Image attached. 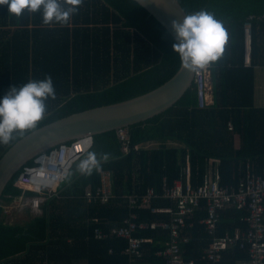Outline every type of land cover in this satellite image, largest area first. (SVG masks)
Wrapping results in <instances>:
<instances>
[{
	"label": "trees",
	"instance_id": "trees-1",
	"mask_svg": "<svg viewBox=\"0 0 264 264\" xmlns=\"http://www.w3.org/2000/svg\"><path fill=\"white\" fill-rule=\"evenodd\" d=\"M188 15L206 12L226 33L222 55L212 65L213 105L199 107L193 87L166 112L128 127L131 145H141L128 154L115 131L93 137L92 151L98 157L110 154L100 170L112 173L113 197L106 203L88 201L84 189L100 186V170L91 176L77 165L62 183L64 189L42 206V212L29 211L23 224L9 221L0 207V264H130L117 254L127 246L122 238L96 237V230L110 233L129 217L126 199L154 187L161 193L164 178H180L182 163L189 157L193 183L203 182L209 161H221V184L237 187L245 177L248 161L256 174L264 172V108L254 106L255 66H264V20H256L253 68L244 65V23L251 15H264V0H179ZM62 7L67 5L62 3ZM176 43L168 31L134 0H83L79 11L67 24H44L42 10H27L19 17L0 5V98L13 86L51 75L55 98L45 101L44 118L37 128L73 113L114 104L145 94L171 79L181 65ZM232 122L234 130L228 124ZM30 132V131H29ZM28 133V132H27ZM26 133V134H27ZM241 137L235 149V136ZM22 137L0 144V157ZM70 141L68 143H71ZM33 164V160L27 165ZM21 170L7 184L0 203L23 194L15 185ZM64 186V187H63ZM67 186V187H66ZM27 195H35L26 191ZM153 205L167 206L159 199ZM137 221L160 222L168 215L134 209ZM247 211L229 205L220 210L218 234L247 228ZM206 210H197L192 229L184 234L190 241L184 248L186 260H203L208 235L200 220ZM149 237L137 264H164L156 255L164 248L167 231L158 227L138 232ZM110 250H113L111 254ZM227 252L230 254L227 255ZM239 246L226 251L221 264H233L247 253Z\"/></svg>",
	"mask_w": 264,
	"mask_h": 264
},
{
	"label": "built area",
	"instance_id": "built-area-1",
	"mask_svg": "<svg viewBox=\"0 0 264 264\" xmlns=\"http://www.w3.org/2000/svg\"><path fill=\"white\" fill-rule=\"evenodd\" d=\"M256 20H264V15H251L244 23V64H254L255 35L257 31ZM199 107L206 108L213 103L212 65L206 68H197L195 79ZM230 131L234 130L232 122L228 124ZM118 138L122 143V151L128 154L132 149L139 150L141 145L132 146L129 130L119 129ZM87 139L93 146V138L89 135L73 140L71 143H62L48 152L38 155L32 165L24 166L15 185L23 190V194L11 202H2L0 207L6 216L29 211L32 215L42 212V206L53 197L62 193V183L68 178L72 167L76 162L87 155L88 149L81 145ZM247 171L237 187L224 186L221 184L219 168L215 170L209 167L206 170L201 184L193 183V174L189 157L182 163L180 178L169 182L163 180L161 193L154 187H150L141 195H130L126 204L130 209L129 217L119 227L111 228L110 233L96 230V237L122 238L126 240L124 249H117V254L126 256L130 264L135 263L136 257L143 255L146 244L152 243L149 237H141L139 231L145 229L162 228L168 236L164 242V248L156 255L164 260V264H195L194 260H186L184 248L190 241V237L184 234L186 229L195 227L191 220L194 213L205 209L206 217L200 220L208 235V245L203 250V260L209 264H221L224 253L229 249L239 246L241 250H247V264H264V172L256 174L252 170L250 162L246 164ZM101 184L96 190L86 187L84 196L90 201L108 202L112 197V173L100 170ZM26 191H32L35 195H27ZM165 199L170 202L167 206L153 205V202ZM229 205L247 211L245 217L247 228L243 231L236 230L234 233L218 234L220 222V210ZM134 209H149L151 213L168 215V220L138 222V216L133 213ZM111 254L113 250H110Z\"/></svg>",
	"mask_w": 264,
	"mask_h": 264
},
{
	"label": "clouds",
	"instance_id": "clouds-1",
	"mask_svg": "<svg viewBox=\"0 0 264 264\" xmlns=\"http://www.w3.org/2000/svg\"><path fill=\"white\" fill-rule=\"evenodd\" d=\"M62 3L68 7H62ZM82 3L83 0H0V5H7L9 14L17 18L25 10L30 13L42 10L43 23L46 25L53 22L67 24L72 15L79 11ZM172 29L177 41L173 44V49L179 54L181 65L185 69L206 68L223 53L226 33L209 13L200 12L187 16L182 22L173 21ZM55 95L51 75H46L43 80L29 81L19 88L11 87L0 98V144L7 145L34 130L45 116V101L50 97L54 99ZM81 145L88 151L77 165L80 173L91 176L93 171H99L102 164L110 160L108 153L98 157L91 150L92 146L87 139Z\"/></svg>",
	"mask_w": 264,
	"mask_h": 264
},
{
	"label": "water",
	"instance_id": "water-1",
	"mask_svg": "<svg viewBox=\"0 0 264 264\" xmlns=\"http://www.w3.org/2000/svg\"><path fill=\"white\" fill-rule=\"evenodd\" d=\"M153 16L175 40L173 21L188 15L179 0H134ZM195 70L180 65L176 74L159 87L114 104L90 108L62 117L25 134L0 157V201L12 177L36 156L83 136L128 128L172 108L194 85Z\"/></svg>",
	"mask_w": 264,
	"mask_h": 264
},
{
	"label": "crops",
	"instance_id": "crops-1",
	"mask_svg": "<svg viewBox=\"0 0 264 264\" xmlns=\"http://www.w3.org/2000/svg\"><path fill=\"white\" fill-rule=\"evenodd\" d=\"M254 58H255V53H254ZM245 67L253 68V66H246V65H245ZM254 68H255L254 69L255 70L254 106L256 108H264V66L263 67L262 66H255ZM213 103H214V100H213ZM213 103H212V105H213ZM234 147H235V149H240V147H241V137L239 135L235 136ZM85 157L86 156H84L83 158H85ZM211 160L213 162H210L209 161V163H208L209 167L211 166V168H213L214 170L216 168H219L220 167L221 161L219 159L212 158ZM248 162L251 163V161H248ZM251 165H252V163H251ZM207 169H208V166H207ZM60 188L62 189L61 191L64 190L62 187H60ZM19 214L20 215H24L26 213H19ZM11 219H13V218H11ZM17 221L18 220L11 221V222H15L16 223ZM24 221H25V219H24ZM236 230H240V228L239 229H236ZM239 250H241V249L239 248ZM243 251H245L247 253V256L246 257H240V258L237 257L236 259H234L233 264H247V261H248V252H247V250H243ZM245 252H243V253H245ZM228 254H230V253L227 252V255Z\"/></svg>",
	"mask_w": 264,
	"mask_h": 264
},
{
	"label": "rangeland",
	"instance_id": "rangeland-1",
	"mask_svg": "<svg viewBox=\"0 0 264 264\" xmlns=\"http://www.w3.org/2000/svg\"><path fill=\"white\" fill-rule=\"evenodd\" d=\"M80 161L76 162L75 165H78ZM27 216H28V213L27 214H24V215H19V216H12L13 219H9V221H16L18 220L16 223H20V224H23L24 222V219H27Z\"/></svg>",
	"mask_w": 264,
	"mask_h": 264
}]
</instances>
